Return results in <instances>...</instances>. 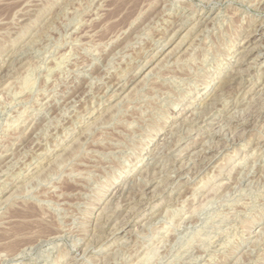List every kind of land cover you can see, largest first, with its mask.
<instances>
[{
    "label": "rangeland",
    "instance_id": "rangeland-1",
    "mask_svg": "<svg viewBox=\"0 0 264 264\" xmlns=\"http://www.w3.org/2000/svg\"><path fill=\"white\" fill-rule=\"evenodd\" d=\"M0 264H264V0H0Z\"/></svg>",
    "mask_w": 264,
    "mask_h": 264
},
{
    "label": "bare ground",
    "instance_id": "bare-ground-1",
    "mask_svg": "<svg viewBox=\"0 0 264 264\" xmlns=\"http://www.w3.org/2000/svg\"><path fill=\"white\" fill-rule=\"evenodd\" d=\"M242 4V3H241ZM261 8V7H260ZM211 17V16H210ZM205 19V18H204ZM209 20V19H208ZM240 20V19H239ZM202 21H204V20H202ZM203 23V22H202ZM263 23V22H262ZM262 23H260V24H262ZM204 24H206V23H204ZM256 27V26H255ZM258 27V26H257ZM204 32V31H203ZM257 35V34H256ZM257 37V36H256ZM251 40V39H250ZM254 41H255V39H254ZM262 42V41H261ZM258 44V43H257ZM244 47H245V45H244ZM248 47V46H247ZM251 47H252V49H253V47L254 46H250L249 48L251 49ZM248 48V49H249ZM255 48H256V46L254 47V50H255ZM247 50V49H246ZM176 51V50H175ZM249 50H247V52L246 53H250V52H248ZM253 51V50H252ZM245 53V52H244ZM245 53V54H246ZM161 56V55H160ZM235 72V71H234ZM231 75V74H230ZM262 96V95H261ZM178 118V117H177ZM248 125V124H247ZM256 145V144H255ZM203 156V155H202ZM50 237V236H49Z\"/></svg>",
    "mask_w": 264,
    "mask_h": 264
}]
</instances>
